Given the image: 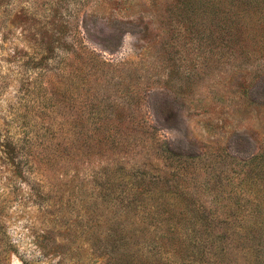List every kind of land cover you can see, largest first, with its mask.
<instances>
[{
	"label": "rangeland",
	"instance_id": "rangeland-1",
	"mask_svg": "<svg viewBox=\"0 0 264 264\" xmlns=\"http://www.w3.org/2000/svg\"><path fill=\"white\" fill-rule=\"evenodd\" d=\"M250 1L0 0V264H105L112 233L160 263L248 264L243 237L264 235Z\"/></svg>",
	"mask_w": 264,
	"mask_h": 264
},
{
	"label": "trees",
	"instance_id": "trees-1",
	"mask_svg": "<svg viewBox=\"0 0 264 264\" xmlns=\"http://www.w3.org/2000/svg\"><path fill=\"white\" fill-rule=\"evenodd\" d=\"M241 2L248 3L250 5V0H175L174 5L176 7L187 8L191 10H198L199 8L206 6L211 10L218 8H228L230 11L231 8H237L241 10ZM258 6V5H252ZM251 236V239H248ZM244 241L247 242L241 248V254L247 255L251 257L248 261V264H264V235H256L253 233L252 235H246L243 237ZM173 240H176V235H168L162 239L164 244L172 243ZM249 241H252L249 243ZM129 242L131 240L128 239V236L125 237L123 235L116 236L114 233L111 234V238L106 239V244H102L104 252H107L109 259L105 264H170L167 259L166 261H152L148 258H143L139 256V250L135 249V251L129 247ZM249 243V245H247ZM108 250V251H106ZM245 259V257H244Z\"/></svg>",
	"mask_w": 264,
	"mask_h": 264
}]
</instances>
